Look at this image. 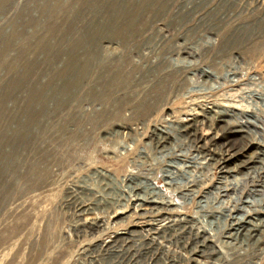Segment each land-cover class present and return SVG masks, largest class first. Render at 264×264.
<instances>
[{"label":"rangeland","instance_id":"374dc122","mask_svg":"<svg viewBox=\"0 0 264 264\" xmlns=\"http://www.w3.org/2000/svg\"><path fill=\"white\" fill-rule=\"evenodd\" d=\"M263 217L264 0H0V264H264Z\"/></svg>","mask_w":264,"mask_h":264},{"label":"bare ground","instance_id":"6f19581e","mask_svg":"<svg viewBox=\"0 0 264 264\" xmlns=\"http://www.w3.org/2000/svg\"><path fill=\"white\" fill-rule=\"evenodd\" d=\"M186 66V65H185ZM256 127V126H255ZM239 130H242L241 128ZM243 131V130H242ZM221 153V152H220ZM229 156V155H228ZM260 161V160H259ZM160 187V186H159ZM238 189V188H237ZM160 190L163 191V189L160 187ZM172 199V198H170ZM173 200V199H172ZM247 200V199H246ZM166 208V207H165ZM126 211H124L123 213H125ZM126 215L130 216V213H125ZM118 215V214H117ZM136 218H139L138 216H135ZM264 218V217H263ZM247 221V220H246ZM221 235L218 238V240L221 239ZM138 240H133V242L130 241H125L124 239H122V242H120L119 244H110V246L107 248V251H114L116 253H122L124 256H127V259L125 261V264H130V258L134 255L139 253L138 251H132L131 249L127 248V244L130 246H137V244H135ZM144 244V240L141 241ZM141 242H138V244H140ZM145 246V244H144ZM222 250V249H221ZM137 263H141V261L137 258L132 260L131 264H137ZM112 264V263H111ZM114 264H121V262L116 261Z\"/></svg>","mask_w":264,"mask_h":264},{"label":"built area","instance_id":"2783aa9c","mask_svg":"<svg viewBox=\"0 0 264 264\" xmlns=\"http://www.w3.org/2000/svg\"><path fill=\"white\" fill-rule=\"evenodd\" d=\"M141 233L142 232L137 227H133L131 229H129L128 227H123L121 229H107L106 230V234L108 235V238L110 239L119 238L121 236H126V235H139ZM139 237H144V234L139 235Z\"/></svg>","mask_w":264,"mask_h":264}]
</instances>
